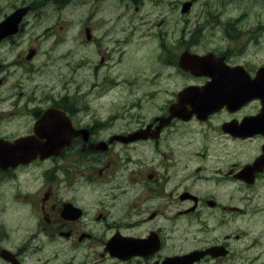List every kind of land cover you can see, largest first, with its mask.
<instances>
[{
	"label": "flooded vegetation",
	"instance_id": "obj_1",
	"mask_svg": "<svg viewBox=\"0 0 264 264\" xmlns=\"http://www.w3.org/2000/svg\"><path fill=\"white\" fill-rule=\"evenodd\" d=\"M149 1L31 0L0 30V264H264V97L180 100L214 78L239 89L237 65L254 77L264 20L155 0L158 20ZM199 2L202 19H164ZM24 6L0 0V24Z\"/></svg>",
	"mask_w": 264,
	"mask_h": 264
},
{
	"label": "rangeland",
	"instance_id": "obj_2",
	"mask_svg": "<svg viewBox=\"0 0 264 264\" xmlns=\"http://www.w3.org/2000/svg\"><path fill=\"white\" fill-rule=\"evenodd\" d=\"M2 3H6L8 1L9 4L12 3V0H1ZM29 0H25V2H28ZM215 1V0H211ZM261 0H251L245 1V0H230V2L224 7L228 10H230V20L231 21H239V22H250L254 20L262 19L264 20V0H262V4L257 3ZM151 7H148V9H153L154 5L151 4ZM230 6V7H229ZM222 8V9H224ZM147 9V10H148ZM155 9V8H154ZM200 9V4H198L194 10V12L187 16L190 19H195L198 12L197 10ZM79 11V9H78ZM172 12V10H170ZM246 14V15H243ZM172 18H180L179 14L172 15ZM141 35L137 34L136 38L131 45L130 49L133 52L131 56H127V61L124 62L122 65H127L128 70L133 71V73L136 74H143L146 69V64L149 61L148 54H146L144 45L142 44ZM264 45L262 46V49H259L257 47H249L250 49L245 54L247 58H251L257 61H260V59H264ZM76 57V55H75ZM75 63V62H74ZM124 70H126V67H124ZM136 70V71H134ZM129 71L126 73L128 74ZM125 74V75H126ZM135 95V93L130 91H118L112 96L111 100H118L121 105H124L123 103L129 102L132 100V96ZM129 100V101H128Z\"/></svg>",
	"mask_w": 264,
	"mask_h": 264
},
{
	"label": "water",
	"instance_id": "obj_3",
	"mask_svg": "<svg viewBox=\"0 0 264 264\" xmlns=\"http://www.w3.org/2000/svg\"><path fill=\"white\" fill-rule=\"evenodd\" d=\"M263 73H264V69L262 68V69L259 71L257 78H258V79H259V78H264ZM256 82H258V81H256ZM243 83H245V81H243ZM258 85H259V84H258ZM200 95H201V99L204 100L203 98H204L205 93H201ZM206 95H209V94H206ZM211 95H213V97H205V99H206V100H216V99H223V100H225V99L222 98V97H220V98L216 97V96H215L216 93H212ZM235 95H236V96L239 95V97H240V95H242V96L244 95L245 98H246V97L251 98V97H254L255 95H257V93H256V91H255L254 89H248L246 92L242 91V93H235ZM192 96H194V94H193ZM239 99H241V98H239ZM230 100H238V98H237V97H230Z\"/></svg>",
	"mask_w": 264,
	"mask_h": 264
}]
</instances>
